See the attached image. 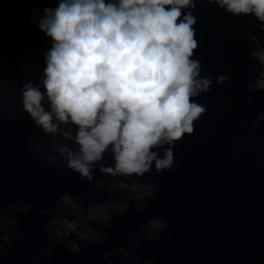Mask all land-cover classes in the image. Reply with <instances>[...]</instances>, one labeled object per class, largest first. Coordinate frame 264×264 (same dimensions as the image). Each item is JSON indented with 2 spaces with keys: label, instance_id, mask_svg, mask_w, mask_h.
Returning <instances> with one entry per match:
<instances>
[{
  "label": "water",
  "instance_id": "1",
  "mask_svg": "<svg viewBox=\"0 0 264 264\" xmlns=\"http://www.w3.org/2000/svg\"><path fill=\"white\" fill-rule=\"evenodd\" d=\"M54 6L55 0H0V264H264V119H257L264 117V91L247 89L262 69L250 55L256 45L245 39L255 35L264 47L255 17L231 16L207 0L184 10L197 18L194 59L212 88L193 98L206 112L174 145L172 168L135 178L152 186L153 199L144 188L134 194L108 183L127 179L99 171L114 163L110 154L94 166L92 181L81 180L54 147L78 146L44 134L24 112L22 85L40 82L50 47L36 21ZM228 73L225 84L216 83ZM156 150L163 158L164 148ZM49 155L59 163L49 164ZM65 194L84 205L126 202L128 210L116 212L110 225H89L101 244L57 238L51 221ZM137 194L144 198L126 199ZM156 218L167 225L161 232L145 227ZM69 240L80 250L73 252Z\"/></svg>",
  "mask_w": 264,
  "mask_h": 264
},
{
  "label": "clouds",
  "instance_id": "2",
  "mask_svg": "<svg viewBox=\"0 0 264 264\" xmlns=\"http://www.w3.org/2000/svg\"><path fill=\"white\" fill-rule=\"evenodd\" d=\"M197 2L55 0L54 7L43 9L36 27L50 47L43 57L40 82L22 85V107L44 134H59L78 146L77 150L57 141L54 147L64 167L81 180L92 181L94 166L110 154L114 163L100 164L99 171L127 179L109 184L134 194L144 188V194L155 198L152 186L139 184L135 178L153 169L160 174L172 168L174 145L193 134L194 122L206 112V106L193 98L212 88L210 74L201 75L202 65L194 59L199 46L194 27L197 18L191 10L184 11L195 9ZM207 3H215L234 17L254 16L264 31V0ZM245 39L256 45L250 55L262 69L247 89L264 91V47L255 35ZM230 76H217L216 83L225 84ZM160 148H164L163 158L156 150ZM45 159L49 164L59 163L51 155ZM144 194L126 199H143ZM60 199L59 215L51 221L57 238L75 235L81 241L101 244L89 225H110L116 212L128 210L126 202L84 205L67 194ZM2 225L0 220V230ZM145 227L161 232L167 225L156 218ZM147 239L157 242L155 237ZM69 244L73 252L80 250L78 243L69 240ZM119 251L131 259L127 251Z\"/></svg>",
  "mask_w": 264,
  "mask_h": 264
}]
</instances>
